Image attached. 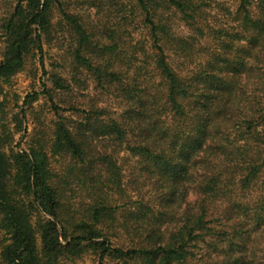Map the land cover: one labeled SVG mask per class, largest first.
<instances>
[{
  "label": "trees",
  "instance_id": "16d2710c",
  "mask_svg": "<svg viewBox=\"0 0 264 264\" xmlns=\"http://www.w3.org/2000/svg\"><path fill=\"white\" fill-rule=\"evenodd\" d=\"M230 1L20 0L3 19L0 264H264V0ZM60 40L70 77L46 69ZM38 56L51 86L10 118L5 85ZM41 96L54 127L23 148Z\"/></svg>",
  "mask_w": 264,
  "mask_h": 264
},
{
  "label": "rangeland",
  "instance_id": "374dc122",
  "mask_svg": "<svg viewBox=\"0 0 264 264\" xmlns=\"http://www.w3.org/2000/svg\"><path fill=\"white\" fill-rule=\"evenodd\" d=\"M20 0H0V27L4 18L10 16L13 9ZM236 0H231L229 5L236 6ZM233 8V7H232ZM62 40L60 42L55 41L52 45L45 46V65L46 69L51 73H59L63 76L70 77L72 74V58L66 53L65 49H61ZM5 44L0 30V61L4 52ZM49 76L43 79L42 67L40 65V57L30 58L26 70L20 75L16 76L9 84L5 85V96L9 102V117L13 114H18L20 109L16 108L17 105H22L25 96L35 90H42V82L48 83L51 86V82L48 80ZM44 80V81H43ZM60 99L58 98L56 102ZM49 100L46 96H41L40 100L35 103L32 109L28 112L27 123L25 126L28 128L27 137L22 143V147L27 146V142L34 136L35 131L46 128V132L49 133L53 128V122L56 120L54 113L51 111ZM69 115V114H67ZM12 130H15L14 124H11ZM20 140V134H15V143ZM14 143V145H15ZM197 199L194 191L191 192L189 197L190 202H194ZM1 238V234H0ZM1 250V246H0ZM81 264H97L94 260L87 259Z\"/></svg>",
  "mask_w": 264,
  "mask_h": 264
}]
</instances>
